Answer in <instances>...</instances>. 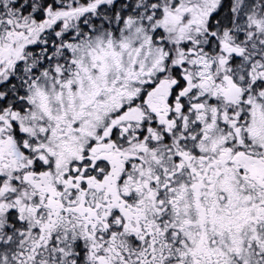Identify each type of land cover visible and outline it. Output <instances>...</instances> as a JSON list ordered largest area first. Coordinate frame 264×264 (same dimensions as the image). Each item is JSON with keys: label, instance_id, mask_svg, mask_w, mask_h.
Wrapping results in <instances>:
<instances>
[{"label": "snow or ice", "instance_id": "obj_1", "mask_svg": "<svg viewBox=\"0 0 264 264\" xmlns=\"http://www.w3.org/2000/svg\"><path fill=\"white\" fill-rule=\"evenodd\" d=\"M0 264H264V0H0Z\"/></svg>", "mask_w": 264, "mask_h": 264}]
</instances>
